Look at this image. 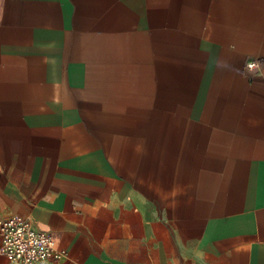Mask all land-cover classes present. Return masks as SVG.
Wrapping results in <instances>:
<instances>
[{
  "label": "crops",
  "instance_id": "crops-1",
  "mask_svg": "<svg viewBox=\"0 0 264 264\" xmlns=\"http://www.w3.org/2000/svg\"><path fill=\"white\" fill-rule=\"evenodd\" d=\"M11 214L45 264H264V0H0Z\"/></svg>",
  "mask_w": 264,
  "mask_h": 264
},
{
  "label": "built area",
  "instance_id": "built-area-1",
  "mask_svg": "<svg viewBox=\"0 0 264 264\" xmlns=\"http://www.w3.org/2000/svg\"><path fill=\"white\" fill-rule=\"evenodd\" d=\"M257 62L246 63L249 68ZM0 254L18 264H35L49 259H59L65 250L55 247L48 232L36 229L21 214L0 217Z\"/></svg>",
  "mask_w": 264,
  "mask_h": 264
},
{
  "label": "rangeland",
  "instance_id": "rangeland-1",
  "mask_svg": "<svg viewBox=\"0 0 264 264\" xmlns=\"http://www.w3.org/2000/svg\"><path fill=\"white\" fill-rule=\"evenodd\" d=\"M35 264H45L44 262H41V263H35Z\"/></svg>",
  "mask_w": 264,
  "mask_h": 264
}]
</instances>
